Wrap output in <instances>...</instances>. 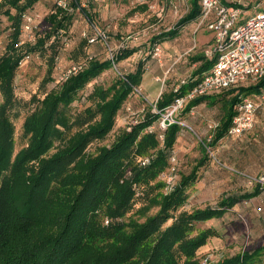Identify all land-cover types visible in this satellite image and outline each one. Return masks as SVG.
<instances>
[{"label":"trees","instance_id":"16d2710c","mask_svg":"<svg viewBox=\"0 0 264 264\" xmlns=\"http://www.w3.org/2000/svg\"><path fill=\"white\" fill-rule=\"evenodd\" d=\"M36 1L0 0V8L11 22L9 41L0 53V264H201L196 251L216 233L215 229L207 228L190 236L194 224L222 216L239 199L231 195L217 206L189 212L181 209L187 200V188L198 179L199 168L205 164L206 156L200 157L190 172L182 174L174 188L161 197L154 215L143 222H130V230L118 220L132 206L135 185L143 180V176L153 178L166 168L167 154L172 150L182 124L170 123L164 131L163 146L159 147L154 132L142 133L158 117V114L148 112L110 146L101 148L84 161L79 159L91 142L103 138L112 128L117 111L140 84L145 70L143 60L137 62L133 71L117 77L110 87L96 86L89 95L93 104L71 121V125L79 126V129L66 145L45 155L53 134L58 137L61 134L56 126L60 105L71 101L88 80L130 56L134 49H119L113 59H91L87 66L68 75L57 90L46 93L41 108L29 113L23 121L27 144L14 152L8 109L16 100L15 71L26 55L38 50L50 51L51 69L58 52L57 43L62 34H67L72 22L71 12L53 6L46 16L49 30L34 44L20 43L22 14ZM199 2L190 0L188 12L172 28L154 35L152 41L176 37L179 28L198 16ZM11 9H15L14 14ZM80 46H84V41ZM193 59L204 62L195 70L199 74L188 77L189 82L179 91L181 94L212 65V60L204 54H197ZM262 86L264 78L248 86L224 91L233 96L229 99L227 113L209 141L210 146L226 135L234 104L240 97L252 94ZM176 95L174 90L162 92L155 103L156 109L162 110ZM206 97H196L185 109ZM149 150L155 151L150 155L147 154ZM146 157L149 161L142 164ZM259 190L257 187L240 197H251ZM101 211L107 222L99 218ZM98 240L100 243L96 244ZM260 249L236 253L215 264H251Z\"/></svg>","mask_w":264,"mask_h":264},{"label":"rangeland","instance_id":"374dc122","mask_svg":"<svg viewBox=\"0 0 264 264\" xmlns=\"http://www.w3.org/2000/svg\"><path fill=\"white\" fill-rule=\"evenodd\" d=\"M80 1V7L73 11L67 34H62L57 43L58 52L53 67L49 69L50 51L44 53L38 50L26 55L15 71L13 85L16 100L8 109L9 120L13 126L14 152L28 142L22 128L25 117L41 108L44 95L59 88L73 65L87 66L91 59L98 61L113 59L117 51L123 48L135 50L127 58L116 61L111 67L103 69L92 77L75 93L71 101L60 105L56 113V126L60 128L61 134L58 137L54 133L51 137V143L45 153L47 156L66 145L69 138L79 129V126H72L71 121L76 114L93 104L89 95L96 86L110 87L117 77L133 71L139 60L144 61L145 70H155L152 77L156 82L155 88L150 91L138 86L128 95L117 111L110 131L103 138L91 142L79 157L83 161L96 155L101 148L110 146L124 130H129L131 126L137 124L148 112H153V104L160 94L173 90L179 79L199 74L195 73V70L204 60H200L201 63L193 67L189 55L183 54L182 48L179 47V43L184 40L196 46L191 54H204V46L199 47L196 39V36L200 38V32L194 34L196 30L194 20L191 21L190 26L185 24L186 28H179V36L152 41L154 35L172 28L178 19L188 12L191 6L190 0ZM36 3L37 6L34 8L38 19L33 24L32 30L22 29L20 43L34 44L40 35L49 30L50 25L46 21V16L53 8L54 0H40ZM11 13L14 14L15 9H11ZM253 13H255L253 7L246 11V14ZM10 32L11 22L1 9L0 53L4 51L9 41ZM99 32H105L106 36H98L94 43L88 42L83 35H95ZM181 35H184L182 40L179 39ZM31 37L35 39L32 40ZM82 41H84L83 47L80 46ZM157 47L158 55H156ZM232 96L233 94L222 91L206 97L207 100L205 98L196 108L191 107L181 111L179 114L182 122L179 129L181 134L177 135L172 150L167 154L166 168L153 178L146 174L143 176V180L135 185L132 206L118 220L123 222L126 230H130V222H143L148 216L154 215L159 208L157 202L167 192L165 178L172 168L175 180L178 181L182 174L190 172L200 157L206 156L205 164L199 168L198 179L187 188V200L181 209L189 212L206 206H217L218 202L229 193L238 196L239 200L222 216L194 224L190 236L207 228L215 229L216 233L196 251V257L201 264L207 262L215 264L227 256L261 248L251 264H264V220L259 216L262 217V210H257L261 202L257 198L252 201L246 200L247 202L244 203L245 200L240 197L244 192L252 191L257 184L261 192L260 176L264 168V160L260 163L263 164L261 169L253 175L249 170H245L249 167L245 160L249 151L260 153L257 144L264 143V113L259 117L260 129L257 131V136L255 132L251 137V144H244L237 139L224 136L215 145H209V138L213 137L216 127L227 113L229 99ZM188 118L189 120L192 118L191 122H188ZM160 121L161 118L156 117L149 126H152L155 132H159ZM147 128L142 133L147 132ZM158 142L159 147H162L163 141L158 140ZM238 144L241 145L237 146ZM154 151L149 150L147 154L151 155ZM172 156L175 157L174 161L171 160ZM239 213H243L249 227L245 226L238 216ZM99 214L101 221H106L103 212ZM169 222L170 220L167 223ZM95 243L98 244L100 241Z\"/></svg>","mask_w":264,"mask_h":264},{"label":"built area","instance_id":"2783aa9c","mask_svg":"<svg viewBox=\"0 0 264 264\" xmlns=\"http://www.w3.org/2000/svg\"><path fill=\"white\" fill-rule=\"evenodd\" d=\"M53 4L73 13L80 7L81 1L54 0ZM199 5L200 12L195 18L196 30L204 27L213 35L212 43L203 49L205 57L212 60V65L182 94L179 91L187 85L189 78L179 79L173 88L177 95L162 110L156 109V101L154 102L152 111L161 118L159 132H155L149 125L146 131L156 133L161 141L164 140V131L170 123H182L178 119L179 114L191 100L243 85L248 86L264 78V0H200ZM250 7L255 9V13L246 14ZM36 19L38 14L32 10L24 11L22 29L32 30ZM83 35L90 43H94L98 36H106L105 32ZM158 54L157 47L156 55ZM82 68V65H73L65 78ZM260 105H264V86L252 94L241 96L234 104V114L226 135L240 136L250 131L254 126L255 111ZM171 160L174 161L175 157L172 156ZM148 161L149 158L146 157L141 163ZM260 182L264 198V169ZM165 183L167 192L174 188L176 180L173 168L165 178ZM257 210L261 211V206Z\"/></svg>","mask_w":264,"mask_h":264},{"label":"crops","instance_id":"0c3cea01","mask_svg":"<svg viewBox=\"0 0 264 264\" xmlns=\"http://www.w3.org/2000/svg\"><path fill=\"white\" fill-rule=\"evenodd\" d=\"M37 1H40V0H37ZM36 1V2H37ZM34 3L33 4V6L32 7H30V8H28L27 10H32L33 11V13H36V9L34 8V7H36L37 6V3ZM53 6H54V4H53ZM51 11V10H50ZM37 14V13H36ZM73 14V13H72ZM194 23H195V19H194ZM188 24V26H190L191 25V21H190V23H187ZM186 24V25H187ZM183 28H186L185 27V25L183 26ZM183 30V29H182ZM182 30H180V32L182 31ZM195 33V35L198 33V32H200V38H198L197 36H196V39L198 40V43H199V47L202 45V46H204V48L207 46V45H209L210 43H212V33L211 32H209V31H207L204 27H201V28H199V29H197V31L195 30L194 31ZM179 36V35H178ZM182 37L184 38V35H181L180 37H179V39L180 40H182ZM175 38V37H174ZM195 44H196V42H195ZM179 47L180 48H182V50H183V54H186V55H189V57H190V59H191V61H192V66L194 67V66H196V64L197 63H201V61L200 60H194L193 58H194V55L196 54H191L192 53V51H194V47H196L195 45H191L190 43H186V42H184V40H182V42H180L179 43ZM203 48V49H204ZM201 65V64H200ZM154 72H155V70H152V71H147V70H144V72H143V74L141 75V81H140V84H139V86H143V89L144 90H146V89H148V90H153L154 88H155V86H154V84H156V82H154V80L152 79V77L154 76ZM205 72V70L203 71V73ZM202 73V74H203ZM184 77H186V76H184ZM187 77H189V76H187ZM148 78V79H147ZM205 96H207V97H209V96H214V94H211V95H205ZM204 96V97H205ZM205 99V98H204ZM207 100V99H206ZM200 105V103H198V104H196V105H194V106H192V108H196L197 106H199ZM204 107H206L205 106V104H204ZM185 109V108H184ZM261 111V112H260ZM261 113H264V105H260L257 109H256V111H255V116H254V126H253V128L250 130V131H248V132H245L244 134H242V135H240V136H235V135H224V136H226L227 138H229V139H237V140H239V141H241V143H244V144H251V137H253V134L256 132V136H257V131H259V129H260V115H261ZM192 119V118H191ZM191 119L189 120V118H188V122H191ZM194 122V121H193ZM179 135L181 134V130L179 131V133H178ZM248 135H250V137H247ZM223 136V137H224ZM222 137V138H223ZM260 138V137H259ZM221 140V139H220ZM218 143V142H217ZM229 145L231 146L232 145V142L230 141V143H229ZM239 145H241V144H238L237 146H239ZM259 147V150H260V153L259 152H256V153H254V152H251V151H249V152H247L246 153V155H247V157H246V159L247 160H245L246 161V163L248 164V166L249 167H247V168H245V170H249L250 171V174H256L257 172H258V170H260L261 169V167L263 166V164L262 165H260V163L264 160V143H260V144H257ZM229 151V150H228ZM230 152V151H229ZM231 153V152H230ZM262 169H264V168H262ZM262 171V170H261ZM215 184V183H214ZM262 186V185H261ZM257 187H259V184H257L256 186H255V188H253V190L252 191H246V192H244V193H252L254 190H256V188ZM259 189H260V187H259ZM243 193V194H244ZM232 195V193L230 194H228V196H231ZM242 195V194H241ZM234 196V195H233ZM236 196V195H235ZM227 197V196H226ZM225 198V197H224ZM259 199V202H261L260 204H259V206H261V208H262V211H261V213H262V217H261V215H259L260 216V218L262 219V220H264V198H263V196H262V188H261V192H260V190H259V192H257L255 195H252L251 197H248V198H244V197H242V199H244L245 201H244V203H246L247 201L246 200H253V199ZM239 200V199H238ZM238 202V201H237ZM236 202V203H237ZM235 203V204H236ZM234 204V205H235ZM234 205L232 206V207H234ZM232 207H230V208H232ZM229 208V209H230ZM228 210V209H227ZM241 211H243V209L241 210ZM225 212H227V211H225ZM238 216L240 217V219H242V221L244 222V224H245V226L247 225V227H249L248 226V223H247V220L244 218V216H243V213H239L238 214Z\"/></svg>","mask_w":264,"mask_h":264}]
</instances>
